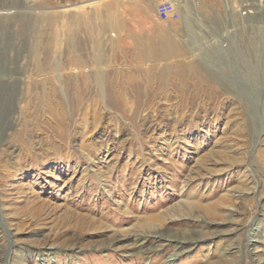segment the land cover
<instances>
[{
	"label": "rangeland",
	"instance_id": "1",
	"mask_svg": "<svg viewBox=\"0 0 264 264\" xmlns=\"http://www.w3.org/2000/svg\"><path fill=\"white\" fill-rule=\"evenodd\" d=\"M0 16V264H258L264 0H0Z\"/></svg>",
	"mask_w": 264,
	"mask_h": 264
},
{
	"label": "bare ground",
	"instance_id": "2",
	"mask_svg": "<svg viewBox=\"0 0 264 264\" xmlns=\"http://www.w3.org/2000/svg\"><path fill=\"white\" fill-rule=\"evenodd\" d=\"M15 13L16 12V10L15 9H11V10H9V11H5L4 13V16H8V15H10L11 13ZM15 15H17V14H15ZM1 17V16H0ZM9 18V17H8ZM3 19V18H2ZM114 25V24H113ZM261 25V24H260ZM258 28H259V30H261L262 32H264V26H258ZM194 29L193 28H191L190 27V32L191 33H194ZM116 32V31H115ZM114 34V33H113ZM242 34V33H241ZM196 37V36H195ZM195 37H192V39H190V40H188V42H187V46H186V48H184L183 50H184V52H186V53H188L189 55L191 54V55H193L194 57H198V56H200V59H202V62H204L206 65H210V67H212L211 66V63L210 62H212L211 60H210V56L212 55V53L213 52H208L207 50L206 51H204V48L201 46V42H198V41H196V39H195ZM220 37V36H219ZM240 38V37H239ZM166 39V41L165 40H163L162 42H161V44H159L160 46H158V50H160L159 52H160V54H165V52L166 53H169L168 52V50H176L177 48H176V46L173 44V42H170L169 40H168V38H165ZM74 40V39H73ZM260 43H259V45L256 47V48H252L251 47V44L250 43H248L249 45H250V47H251V51H252V53H251V56H252V58H256V59H261V61H263L264 60V37H262V38H260ZM94 43V42H93ZM93 43H92V45H93ZM67 44H69V46H71V48L74 46V42L73 41H68L67 42ZM97 45H98V43H97ZM129 44H126V49L128 48L127 46H128ZM204 45V44H203ZM231 45H233V43H229V46H231ZM154 46V45H153ZM100 48V47H99ZM176 48V49H175ZM101 49V48H100ZM157 49V48H156ZM220 49H226V50H228V47H224V46H221V48ZM96 50H97V48H96ZM95 51V50H94ZM173 51V52H174ZM195 51H197V52H195ZM98 52V51H97ZM195 52V53H194ZM99 53V52H98ZM172 53V52H171ZM175 53V52H174ZM208 53H210L211 55H209ZM173 54V53H172ZM94 55H95V53H94ZM95 57H96V55H95ZM103 57V56H102ZM190 57V56H189ZM97 58H100V57H98L97 56ZM213 59H216L215 57H212ZM102 61V60H101ZM100 63H102V62H100ZM50 64L51 65H56V62H50ZM214 66V65H213ZM100 68V67H99ZM251 69V68H250ZM249 69V70H250ZM96 71V70H95ZM94 71V72H95ZM247 71V70H246ZM251 72H254V70L253 69H251ZM249 75V74H248ZM97 78H100L99 76L97 77ZM243 82H242V86H243V84H244V82H245V80H242ZM100 82H101V80H100ZM98 83H99V79H98ZM232 84V83H231ZM232 85H234V84H232ZM241 90V89H240ZM62 105V104H61ZM58 106V105H57ZM59 107V106H58ZM64 107V106H63ZM55 108V107H54ZM138 109V108H137ZM61 118V117H60ZM264 231V230H263ZM163 233V232H162ZM157 233L155 236L156 237H158V241H160V243L161 244H163L164 243V241L167 239V237H166V235L163 233ZM253 233H255V231L253 232ZM252 235V234H251ZM170 238L172 239V236H170ZM174 238V237H173ZM175 239L177 240V245L179 246V247H182L183 245H184V243L186 242V241H189V242H193L194 241V239L192 238V237H188V236H182V237H175ZM258 240V239H257ZM260 246H256V247H254L253 248V250L255 249V251H256V249L257 248H259ZM231 250V249H230ZM40 251V250H39ZM38 252V251H37ZM51 253H56V251H53V252H51ZM43 255H50L49 254V252H45V250H44V252H43ZM256 256H257V258H256V261H257V263L258 264H264V252L263 253H260V254H256Z\"/></svg>",
	"mask_w": 264,
	"mask_h": 264
}]
</instances>
